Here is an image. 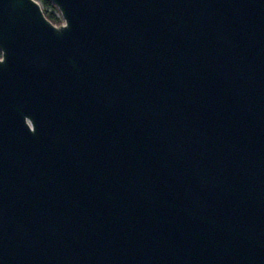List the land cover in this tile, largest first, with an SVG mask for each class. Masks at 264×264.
Masks as SVG:
<instances>
[{"label": "water", "instance_id": "water-1", "mask_svg": "<svg viewBox=\"0 0 264 264\" xmlns=\"http://www.w3.org/2000/svg\"><path fill=\"white\" fill-rule=\"evenodd\" d=\"M0 0V264H264V0Z\"/></svg>", "mask_w": 264, "mask_h": 264}, {"label": "trees", "instance_id": "trees-1", "mask_svg": "<svg viewBox=\"0 0 264 264\" xmlns=\"http://www.w3.org/2000/svg\"><path fill=\"white\" fill-rule=\"evenodd\" d=\"M39 3L42 6V9L46 15V17L54 24L60 25L62 23V18L61 16H57L55 12L58 14L59 9L57 6L51 1V0H38ZM1 55V53H0Z\"/></svg>", "mask_w": 264, "mask_h": 264}, {"label": "rangeland", "instance_id": "rangeland-1", "mask_svg": "<svg viewBox=\"0 0 264 264\" xmlns=\"http://www.w3.org/2000/svg\"><path fill=\"white\" fill-rule=\"evenodd\" d=\"M55 13L57 16H61V13H59V14L57 12H55ZM61 18H62V23L60 25L64 24V22H65L62 16H61ZM55 25H57V24H55ZM60 25H57V26H60Z\"/></svg>", "mask_w": 264, "mask_h": 264}]
</instances>
